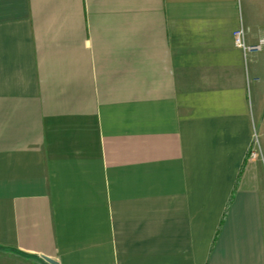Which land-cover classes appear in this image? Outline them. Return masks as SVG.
Listing matches in <instances>:
<instances>
[{
    "label": "crops",
    "instance_id": "1",
    "mask_svg": "<svg viewBox=\"0 0 264 264\" xmlns=\"http://www.w3.org/2000/svg\"><path fill=\"white\" fill-rule=\"evenodd\" d=\"M42 255L264 264V0H0V264Z\"/></svg>",
    "mask_w": 264,
    "mask_h": 264
},
{
    "label": "built area",
    "instance_id": "2",
    "mask_svg": "<svg viewBox=\"0 0 264 264\" xmlns=\"http://www.w3.org/2000/svg\"><path fill=\"white\" fill-rule=\"evenodd\" d=\"M234 40L237 46L241 47L244 52H254L260 49V44H246L244 40V32L242 28L237 29L234 33ZM257 153L254 150H250L249 156L254 158Z\"/></svg>",
    "mask_w": 264,
    "mask_h": 264
},
{
    "label": "water",
    "instance_id": "3",
    "mask_svg": "<svg viewBox=\"0 0 264 264\" xmlns=\"http://www.w3.org/2000/svg\"><path fill=\"white\" fill-rule=\"evenodd\" d=\"M41 257L44 258L46 261L50 262L51 264H57V262L55 260H52L51 258H49L45 255H42Z\"/></svg>",
    "mask_w": 264,
    "mask_h": 264
}]
</instances>
